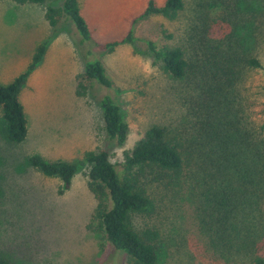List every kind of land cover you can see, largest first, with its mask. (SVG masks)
<instances>
[{"label": "rangeland", "instance_id": "1", "mask_svg": "<svg viewBox=\"0 0 264 264\" xmlns=\"http://www.w3.org/2000/svg\"><path fill=\"white\" fill-rule=\"evenodd\" d=\"M148 1L77 0L91 32V40L82 42L69 20L53 29L45 18V8L59 7L63 0L41 5L0 0V85L24 71L36 48L46 42L43 60L19 95L27 119L22 143L4 139L0 110V256L10 264H127V256L95 230L96 200L83 172L78 169L60 195V180L42 176L28 166L27 158L38 154L49 161L79 164L85 153L105 150L122 176L124 152L149 126L183 132L187 108L199 101L197 80L166 74L145 42L157 48L196 47L200 17L208 23L207 11L215 17L216 8L207 0H184V10L174 20L150 15L134 23ZM164 1L154 0L157 6ZM132 25L136 41L122 43ZM209 27V37H215L218 28ZM113 42L118 43L105 48ZM254 47L264 65V43ZM92 61L101 63L112 85L93 83L87 97L79 98L75 79ZM237 89L234 97L245 105L242 115L255 127L264 121V71L247 70ZM106 99L120 107L128 124L123 145L108 140L104 132ZM145 171L141 181L155 209L131 219L136 230L159 233L157 264H221L206 250L195 209L200 200L189 183L156 169Z\"/></svg>", "mask_w": 264, "mask_h": 264}, {"label": "trees", "instance_id": "2", "mask_svg": "<svg viewBox=\"0 0 264 264\" xmlns=\"http://www.w3.org/2000/svg\"><path fill=\"white\" fill-rule=\"evenodd\" d=\"M11 1L18 5H41L45 0ZM207 1L211 9L216 8V16L210 18L208 10V23L200 17L196 47L189 44L157 48L152 41L145 42L166 74L179 80L186 77L197 80L201 90L199 101L192 102V111L187 108L184 133L179 129L172 133L157 124L149 126L132 148L124 152L122 176L105 150L85 153L79 164L49 161L38 154L27 158L33 170L60 180V195L69 188L77 170L83 172L96 200L95 230L127 256V264H157L158 260L159 233L150 228L138 231L131 219L152 214L155 209L141 181L145 169H156L189 183L200 200L195 208L197 219L213 261L264 264V121L254 127L242 115L244 100L242 104L234 97L239 93L237 86L244 72L264 71L254 47L264 43V0ZM183 10L184 0H165L161 6L149 0L134 23L150 15L174 20ZM45 18L53 29L61 20H69L82 42L91 40L77 0H63L59 7H46ZM209 26L213 30L218 28L213 33L215 37H209ZM188 39L191 40V35ZM252 39L254 42L250 44ZM135 41L132 25L121 42ZM117 43L106 44L105 48ZM45 51L44 41L24 71L10 83L0 85L2 135L9 143L19 144L26 138L27 119L19 95ZM75 81V94L79 98L87 97L93 83L105 88L112 85L99 61L87 62ZM102 107L106 137L123 145L129 129L120 107L107 99ZM0 264L10 262L0 256Z\"/></svg>", "mask_w": 264, "mask_h": 264}]
</instances>
